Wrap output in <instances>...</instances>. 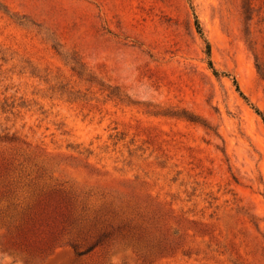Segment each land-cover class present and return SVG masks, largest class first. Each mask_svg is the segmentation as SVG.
<instances>
[{"label": "rangeland", "instance_id": "1", "mask_svg": "<svg viewBox=\"0 0 264 264\" xmlns=\"http://www.w3.org/2000/svg\"><path fill=\"white\" fill-rule=\"evenodd\" d=\"M255 109L264 0H0V264H264Z\"/></svg>", "mask_w": 264, "mask_h": 264}, {"label": "trees", "instance_id": "2", "mask_svg": "<svg viewBox=\"0 0 264 264\" xmlns=\"http://www.w3.org/2000/svg\"><path fill=\"white\" fill-rule=\"evenodd\" d=\"M195 24H196V28H197L198 32L201 33V28H200V25H199L197 19H195ZM205 48H206V55L209 56V54H210V46H209V44H208L207 42H206ZM208 65H209L210 68H212V63H211L210 60L208 61ZM75 68L78 69V68H80V67H78V66L76 67V65H75ZM77 73H78V74H81L80 70H78ZM213 73H214L215 75L218 74L217 71H215L214 69H213ZM234 84H235L236 90L239 92L238 86H237V84H236L235 81H234ZM239 94L245 99V97L241 94V92H239ZM255 112L261 117V119H262V121H263V123H264V116L262 115V113H261L260 111H258L257 109H255ZM91 248H92V246L86 248V249L83 250V251H76V254H77V255L84 254V253H86L87 251L91 250Z\"/></svg>", "mask_w": 264, "mask_h": 264}]
</instances>
